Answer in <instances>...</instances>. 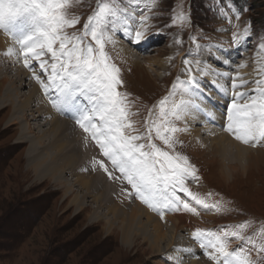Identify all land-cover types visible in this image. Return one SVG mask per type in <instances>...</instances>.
I'll list each match as a JSON object with an SVG mask.
<instances>
[{
  "label": "rangeland",
  "instance_id": "obj_1",
  "mask_svg": "<svg viewBox=\"0 0 264 264\" xmlns=\"http://www.w3.org/2000/svg\"><path fill=\"white\" fill-rule=\"evenodd\" d=\"M54 3L58 6L54 9L56 16L80 21L73 27L60 28L59 31L65 35L82 32V24L87 21L88 15L97 6L107 5L104 13L107 28L115 27L118 30L112 35L113 37L109 36L107 30L104 31L105 38L109 40L104 49L106 63L109 69L113 66L119 69L118 72L112 73L119 81L118 85H114L116 93L114 99L119 101L123 98V94L127 93L128 100L136 102L132 111L138 112L139 116L134 117L135 120L142 117L147 121L153 106L165 100L166 103L161 106V110L168 112L169 116L164 117V120L158 119L156 124L158 127L162 124L168 127L164 121L171 119L173 105H179L180 102L186 105L183 89L188 93L191 92L184 87L186 82L177 81L179 70L180 73L184 72L183 55L187 52L200 55L204 51V46L210 43L220 45L210 47L218 50V53L222 52L230 61L231 67L230 70L227 69L229 70L227 77L232 76L234 83L235 80L240 79L247 82V86L239 91L247 93L252 89L254 93L249 94L255 97H253L254 101L258 98L255 93L259 78L256 80V75L260 67L256 66H260L262 59L261 72H264V48H261L260 43L252 36L254 32L259 33L264 30V0H225L224 4H221L220 0H163V3L160 0H124L123 4L118 3L117 0H54ZM157 8L160 10L153 11ZM229 8L231 13L228 12ZM240 10H243L242 14L233 18ZM140 12L144 15L140 16ZM30 13L24 12L20 16L24 15L29 19L27 17ZM221 13L228 17L227 22L221 18ZM154 16L160 18L153 19ZM126 22L129 24L142 22L138 30L147 33L150 37L147 51L137 50L141 49L142 45H130L126 42V38L122 35V27ZM101 28H104V25H101ZM55 43L58 44L60 41L57 40ZM55 46L53 45V50L59 55L60 47L56 49ZM236 48L240 54L235 51ZM124 49L132 54H123ZM50 55L51 52L49 57ZM170 55L172 61L168 58ZM47 56L48 54L43 58L48 59ZM191 57L188 63H197L196 60L205 61L204 57L190 61ZM50 58L52 60L50 63H58L52 56ZM208 58L215 65L223 60L222 57L217 59L213 54ZM1 60L0 75H6L8 71L9 79L15 77L13 80L16 81L18 68ZM154 60L166 61V67L161 69L158 65L149 64ZM242 74L247 78L243 79ZM216 77L214 76L216 81H220L218 83L223 87L214 88L209 82L205 84L199 82V87L194 88L196 91L194 89L192 91L195 94L198 91L205 93V96H209L212 103L214 102L215 111L225 113L223 104L230 109V101L237 90L233 91L228 87L230 84L227 77L221 78L223 81L220 77ZM183 78L185 81L188 80L186 74ZM261 82H264V73ZM24 84L19 90L22 95L27 94L29 90V81L25 80ZM208 92H213L214 95ZM45 96L50 98L47 102L51 104L53 96L51 94ZM93 96L94 93L83 89L81 85V105L85 110L84 113L89 114L91 110H99L100 105ZM197 96L199 100L203 99L199 94ZM259 96L261 99L257 100V106L263 98ZM218 102L224 103L218 107ZM221 108L224 111H220ZM12 110L8 106L0 111V264H179L172 255L167 257L166 250L161 252L152 250L150 238L155 237V232L145 229L141 222L135 223L131 219L129 214L134 211L133 207L139 205L143 208L145 204L135 197L133 188L132 192L129 190L127 179L125 178L126 182L122 181L119 170H112L111 162L103 156V151L92 136L91 130L88 139L86 137L91 151L89 160L84 159L77 146L72 144L73 141L63 135L60 137L63 136L62 141L66 142L63 147L65 150L62 149L58 153L55 148L58 139L54 141L52 135L42 139L40 136L48 126L45 125L46 120L35 116L32 117L39 120L37 123L39 129L32 131V134L42 140V144L39 145V139H35L30 144L19 142L20 128L17 125L6 126ZM24 114L26 120L32 118L28 112L25 111ZM195 118L197 122L201 121L199 117L195 116ZM21 120L25 121L24 118ZM30 124L34 128L33 120ZM198 127L201 128V124L194 126L185 122L181 125V128L187 130L184 131L187 134ZM123 131L122 129L121 134ZM182 131L178 134L161 133V135L167 134L170 142L175 144L174 151L160 139L152 142L162 151H168L170 155L187 158L189 164L196 168L198 179L186 181V187L195 199L208 204L209 209L196 205L194 199L181 193L185 200H191L190 206H194L196 211L176 213L168 211L169 213L164 216L182 214L189 220V229L181 228L177 230V234L174 233L178 238L176 241L189 234L187 231L191 229H195L194 233L199 230L202 235L211 237L214 242L217 236L222 240L225 238L224 230L228 233H238L240 237L246 238L242 250L238 248L240 239L232 237H228L232 242L226 245V250L237 249L233 255L243 259L247 256L250 247L247 240H251L256 247L264 242V172L261 173L260 167L253 166L243 173L238 163L231 161L232 156L229 159L228 156L224 158L221 154H217V157L213 156L212 152L211 155L207 153L211 151V142L210 137L204 132H200L195 139L189 135L190 140L184 133L179 134ZM100 139L102 140L103 137ZM143 142L139 141V143ZM80 143L81 149L83 146L89 147L88 144H83L82 140ZM30 147L35 150V157L48 158L46 164L36 165L40 166L42 172L40 179H35L34 173L28 169L26 153ZM255 148L262 149L261 145ZM225 149L227 154L230 153L229 146ZM156 158L159 159V156ZM61 159L65 160V163ZM95 159L99 164L104 163V168L96 166L97 171H95L93 166L98 164L94 163ZM227 162V166L235 168L230 173L233 177H223L220 174L222 168L224 173L229 172L225 164ZM173 163H180L183 166V160H174ZM121 181L126 184L123 189ZM147 211L158 221L160 220V223L161 220L166 223V218H161L157 211L150 209ZM126 230L130 231V237L124 243L122 232ZM160 230H165L164 226L159 227ZM157 244L156 249L164 246L160 241H157ZM173 246L176 250L180 247L176 243ZM192 247L197 248L196 244ZM194 254L196 250L193 249L192 255Z\"/></svg>",
  "mask_w": 264,
  "mask_h": 264
},
{
  "label": "snow or ice",
  "instance_id": "obj_2",
  "mask_svg": "<svg viewBox=\"0 0 264 264\" xmlns=\"http://www.w3.org/2000/svg\"><path fill=\"white\" fill-rule=\"evenodd\" d=\"M117 2L123 4L124 0H117ZM160 2L163 3V0H160ZM220 2L224 4L225 0H220ZM56 7L58 6L54 3V0H47V2H41V0H0V29H4L10 20L24 12L33 13L44 26L40 34L41 38L38 41L33 42L31 38L23 42L16 41L22 50H26L24 63L29 70H32V68L28 64L27 52H33L37 47L40 49L46 48L51 52L53 60L58 61V63L51 65L52 71L47 77V84L40 79V75L36 76L37 82L44 90V94L50 95L54 91L57 99L74 82L80 83L83 89L94 93L93 99L100 105L99 110L93 113L95 119L86 117L77 123L85 132L91 130L92 136L103 151V156L111 162L113 170L118 169L135 190V197L141 199L153 211H158L161 218H163L165 211H196L194 206H190L191 200H185L180 195L181 193L194 199L196 205H202L205 209H209L208 204L195 199L186 187V181L198 179L196 168L189 164L187 158L170 155L168 151H162L152 141L160 139L174 151L175 144L170 142L167 134L161 135L162 132L176 133L181 131V125L188 121L191 115H195L205 123L211 124L215 118V105L210 97L200 92L199 95L203 97V100L198 99L190 104L189 107L194 108V113L190 112L183 117L181 116L183 102L180 105L174 104L171 119L164 121L168 127H164L163 124L158 127L156 124L158 119L164 120V117L169 116L168 112L161 110V106L166 103L165 100H161L159 104L153 106V109L149 111L147 121H144L142 117L135 120L134 117L139 116L138 112L132 111V107L136 102L128 100L127 93L123 94V98L119 101L114 99L116 94L114 85H118L119 81L112 73L118 72L119 69L115 66L109 69L106 63L104 49L109 40L105 38L104 31L107 30L109 36H112L118 30L115 27L107 28L104 16L107 5L104 7L97 6L88 15L87 21L82 24V32L68 33L67 35L60 32L59 29L73 27L79 24L80 21L56 16L54 12ZM159 10L157 8L153 11ZM242 11L240 10L233 18L242 14ZM228 12L231 13L230 8ZM111 15L108 17L109 19ZM139 15L143 16L144 13L140 12ZM152 18L159 19L160 17L154 16ZM221 18L225 22L228 21V17L223 13H221ZM141 23H124L122 35L126 38L128 44L143 46L137 50L147 51L150 37L147 33L138 30ZM101 25H104V28H101ZM4 32L8 34L6 31ZM252 38L260 43L261 48H264V30L259 33L254 32ZM207 39L210 40L211 37H207ZM57 40L60 41L59 55L53 50V44ZM39 55L40 53H36L37 58ZM191 55V52L187 53L182 61L185 70L181 75L186 74L188 76V80L184 84L188 91H192L199 84L198 76L207 78V75L210 74L220 77V73L216 69L227 67L230 70L231 66L226 64L225 60L219 61L216 65H211L210 61L201 62L197 60V70L193 74V67L188 63ZM208 55H211V51L208 52ZM39 67L42 75L45 71V65L41 63ZM179 79L178 77V82ZM227 80L230 87L237 91L230 101L231 108L225 106L227 125H222V130L227 131L235 140L243 144L250 146L264 144V100L257 108L252 95L239 91V89L247 86V82L237 85L232 82L230 76L227 77ZM256 87L257 90L264 88V82H256ZM260 95L264 97V91H260ZM56 99L51 101L53 107H58ZM249 100H253L251 105L243 103V106H238ZM122 129L124 130L123 134H121ZM154 129L155 134H153ZM101 137H103L102 140ZM139 141L144 142L139 143ZM157 156H159V159L156 158ZM174 160H183V166L180 163H173ZM99 167L104 168V163H100ZM105 171H107L106 168ZM224 237L222 240L221 237L217 236L216 242L211 244L217 254L208 255V259L215 261L216 264H232L229 258L237 252V249L226 250V245L232 242L228 237L240 239L241 243L238 248L241 250L246 242V238L240 237L236 232L228 233L227 230H224ZM194 239L201 244L202 248L205 247L199 230H197ZM247 243L250 245L247 256L243 259L237 256L236 264H264V242L259 247H256L251 240H247ZM175 251L177 250L173 249V252ZM221 257H223V261H221Z\"/></svg>",
  "mask_w": 264,
  "mask_h": 264
},
{
  "label": "bare ground",
  "instance_id": "obj_3",
  "mask_svg": "<svg viewBox=\"0 0 264 264\" xmlns=\"http://www.w3.org/2000/svg\"><path fill=\"white\" fill-rule=\"evenodd\" d=\"M27 18H29V19H26V17L24 15H22V16L19 15V16L15 17L14 19L10 20L5 25L4 29H0V60L2 59L1 61L6 62L7 64H10L12 67H17L18 70L20 71V72L17 71L19 74H18V78H16V81L13 80L15 77L13 79H9L8 74H7L8 73L7 70H6L7 71L6 75H0V111L6 109L8 106H10L11 109H13L11 112L12 113L11 117L7 121L6 126H8L9 124L10 125H17L20 128V134H19V138H18L19 142H21V143L26 142V143L30 144L35 139H39V138H35L34 133L32 134V131L39 129V126H37L38 125L37 123L39 120H37V118H34L32 116L38 117L41 120H46L45 125L48 126V129L45 132H43L42 136H40V137L42 139H44V137H49V135H52L54 141L58 139V142L56 143L58 145L55 147L56 150L58 151V153L62 151L64 144L66 143V142L62 141L63 136H64V137L69 138L73 141L72 144L74 143L75 146H77L76 148L79 149V153L84 159L91 158L90 145H89V142L86 140V137L88 139L90 130L88 132H85L84 129L80 128V126L77 122L84 120L86 117H92L94 120L95 117L93 116V113L95 112V110L89 111V114L84 113L85 110L82 108V105H81V85L79 83H76V82L71 83L69 85V88L65 91V93L63 95L59 96L57 99H56V93L54 91L51 92V95L53 96L51 101L56 99L58 107H53L52 104H49V102H47L49 97H46L44 95V90L40 86V84L37 82L36 76L40 75V79L43 80L45 82V84L48 83L47 77L51 73V70H52L51 69L52 63H50V60H51L50 57L52 56V54L49 57L50 52L46 48L40 49L39 47H37L33 52H27V55L29 57L28 64L32 68V70H29L28 67H25V63H24V56H25L26 50H22L20 48V46L16 43V41L17 42L27 41V40H29V38H31V40L33 42H35L41 38L40 34L43 31L44 26H43L42 22L40 21V19L37 16H35L33 13H32V15L30 13ZM4 31H6L8 34H6ZM53 45H56L55 47H56V49H58L59 43L58 44L54 43ZM210 46H215V47L217 46L218 47L220 45L210 43L209 45L204 46V51L200 55L192 54L190 61L195 60V59H199L200 57H204L205 61L206 60L210 61L208 58L209 57L208 52L211 51V56L213 54V56H216L217 59L223 58V60H225L227 62V64H229L230 61L228 59H226V56L225 57L223 56L222 52L218 53V50H216ZM221 47H224V46H221ZM235 51L237 53H239V50H237V48ZM36 53H40L38 58L36 57ZM122 53L123 54L127 53L128 55L132 54V53H130V51L127 52L126 49H124V52H122ZM187 53H189V52H187ZM187 53H185L183 55V60H184ZM47 54H48V56H47L48 59L43 58V56H45ZM171 54H172V52H171ZM259 54H261V53H259ZM224 55H225V52H224ZM168 58L170 61H172L171 55ZM228 58H230V57H228ZM51 62H52V60H51ZM260 62L262 63V59L260 60ZM41 63H43L45 65V71L43 72L42 75H41V69L39 67V65ZM166 63H167L166 61L154 60L149 64L158 65L161 69H163L166 67ZM261 63H260V66H256V67H260V68H258L259 73H257V75H256V80L259 78L257 80V82L261 81V77L263 76V73H264V72H261L263 70V69L261 70ZM190 64L193 67V74H195V72L197 70V63L191 62ZM211 65H215V63H211ZM11 69L12 68H10V70ZM227 69H228L227 67H220V68L216 69V71L220 73V77L226 78L227 73H229V70H227ZM183 70H185V65H183ZM245 70H247V69H245ZM250 73L251 72H249V74ZM246 74H248V73H246ZM15 75L16 74H14V76ZM214 76L215 75L208 74L207 78H204V76H198L197 79L199 80V82H202L201 84H205V82H209L212 85V87H214V88L223 87L222 85L219 84L220 81H218L219 83L216 81L217 77L215 76L216 78H214ZM179 77L182 78L181 80H179L180 82H183V83L186 82L185 79L183 78V76L181 75L180 70H179ZM242 78L246 79L247 76L245 74H242ZM232 79H234V78H232ZM25 80L29 81V90H28L27 94L22 95L21 91H19V90H21V88H23V86L25 85L24 84ZM220 80H222V79L220 78ZM17 81L19 82V84L16 85L15 83ZM240 82L244 83L246 81L245 80L241 81V79L235 80V83L237 85L240 84ZM197 86H198V84L195 87H197ZM228 87H230V86H228ZM180 90L182 91V89H180ZM231 90H232V88H231ZM241 90H240V92H242ZM246 90H248V89H246ZM233 91H235V90L233 89ZM256 91H257V93H255V94L258 95V98L257 97L256 98H257V100H259V99H261L259 96L260 91H264V88H261V89L256 90ZM198 92L196 94L194 91H191L188 93L187 91H185V89H183L182 93L186 95V99H185L186 105L181 108V116L182 117L184 115H188L190 112L194 113V108L189 107V105L194 103L196 100L199 99V97L197 96V94H199ZM252 92H253V90L250 89V90H248L247 93L252 94ZM209 93H213V92H208V94ZM179 95H181L180 92H179ZM213 95H214V93H213ZM218 98H220V97H218ZM16 99L18 100V102H16ZM173 100H174V98H173ZM257 100H255L256 106H257V103H256ZM262 100H264V97L262 98ZM252 102H253V100H249V101L244 102V103L251 105ZM2 103H4V104L2 105ZM181 103L182 102H180V104ZM223 103L218 102L217 106L220 107V105ZM259 104H258V106H259ZM223 105L225 108L226 105L225 104H223ZM238 106H243V102ZM258 106H257V108H258ZM85 109H88V108L85 107ZM219 110L224 111V110H222V108ZM25 111L29 113V116L32 117L31 119L26 120L25 114H24ZM23 118L25 120L24 122H23V120H21ZM96 119L98 121V118H96ZM32 120L34 122V128H32L31 124H30V122ZM186 123H189V124L191 123L192 125L194 124V126L201 124V128L198 127V129H194V131L188 132L189 134L185 133V132H187V130L182 128L183 131H182V133H179V134L184 133L187 136V138H189L191 140L190 136L195 139L196 136L200 135L199 134L200 132H204L208 137H210L209 140L211 142V151L207 152V153H209V155L212 154L213 156H217V154H221L222 157L225 158L228 156L229 159L232 156L231 161H233V163L236 162V164L238 163L240 171H242L243 173H245L246 170H248L249 168H252L253 166L260 167L261 173L264 172V144H257L256 146L261 145V147H262V149L261 148L257 149V148H255L256 146L246 145V144H243V143L235 140V138L230 133L222 130V125L223 126L227 125V118H226L225 113L215 111V118H214V121L212 124L205 123L202 120L197 122L195 115H191L189 117V120L186 121ZM23 125H25V127ZM22 126L24 129L22 128ZM36 126H37V128H36ZM175 134H178V132H176ZM60 135H63V136L60 137ZM80 140H82L83 144H88L89 147L83 146V148L81 149ZM192 141H195V140H192ZM41 142H43V141L39 139V142H38L39 145L42 144ZM71 145H69V146H71ZM226 146L227 147L229 146L228 151L230 153H228V154H227V150L225 149ZM32 147H34V146H32ZM73 148L76 149L75 147H73ZM64 150L65 149H63V151ZM34 152H35V150L31 149V147H30V150H28V152L26 153V158L28 160V169L34 173L35 179H37V178L40 179V177H41L40 175H42V172L39 169L40 166H36V165L37 164H40V165L46 164L48 162V158L47 157L37 158L34 156L35 155ZM81 156H80V158H81ZM96 156H98V155H96ZM60 158H58V159H60ZM222 160H223V158H222ZM62 162L65 163V160H62ZM228 162L225 164H226V167H228L229 172L226 173L227 171L225 170L226 172L224 173V170H223L224 168H222L220 171L221 172L220 174H222L223 177L228 176V178H229V177H233V175L230 173H232L235 170V168H232L229 165L227 166ZM85 163H86V161H85ZM94 163L95 164L98 163V162H96V159H95ZM96 166L99 167V163L96 164L95 166H93L95 171H97ZM100 172L104 175V173L102 171H100ZM96 174L99 176L98 172ZM94 179H96V178H94ZM121 179L123 182H126V179L123 177V175L121 176ZM122 181H121V186L123 189L126 186V184H124ZM128 188L132 192V186L130 184H129ZM98 189H99V187H98ZM131 196L132 195L130 194V197ZM144 207L142 208L139 205L134 206L133 207L134 211H132V212L130 211L131 214H129V215L135 223H136V221H139V223L141 222L142 227H144L145 229L148 228L150 231L155 232V234H156L155 237L150 238V242L152 244L151 245L152 250H154L155 252H156V250H158V252L166 250L167 251L166 254H168L167 257L172 255V258L179 261V262H177L179 264H181V263L182 264H216L215 261L208 259V255H216L217 254L215 252V250L211 247L212 243L208 241V240H210V241L214 242V240L211 237H207V236H204L201 234V239L203 240V243L205 245V247L202 248L201 244L196 239H194V236L197 234V233L193 232V230H195V229H191V230L187 231V233H189V234L185 235L186 237L181 236L182 238L180 240L176 241L178 238H177V236H174V233H176L177 230H179L181 228H185V229L188 228L189 229V222H188L189 220L186 217H184L182 214H179V215L174 214V215L168 216V217L163 215L164 216L163 219L166 218V220H165L166 223H164L162 220L160 223V220L158 221V219L155 216H153L152 214H150L147 211L148 209H150V210H152V209L149 208L146 204L144 205ZM166 213L168 214L169 212L165 211L164 214H166ZM174 213H176V212H174ZM163 224H165V225H163ZM166 224H171L172 226L169 227ZM163 226H164L165 230L159 231V227L161 228ZM129 234H130V231H128V230L122 232L124 243H126L128 241V238L130 237ZM157 241H160L162 244H164V246H162L159 249H156V246L158 245ZM175 243L179 244L180 247L177 249V251L173 252L172 249H173V247H174L173 245ZM194 244H196L198 249L196 247L195 248L192 247V246H194ZM162 248H163V250H162ZM193 249H194V251L196 250V254H194V255H192ZM197 251H199L200 253H198ZM202 252H205V253H202ZM188 254H191V255H188ZM195 255H199V256L197 257ZM236 258H237L236 255H232L229 258L232 261V264H236ZM180 261H181V263H180ZM221 261H223V257H221Z\"/></svg>",
  "mask_w": 264,
  "mask_h": 264
}]
</instances>
